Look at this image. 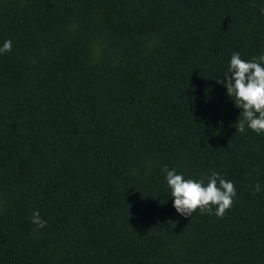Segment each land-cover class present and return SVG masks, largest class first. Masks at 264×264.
I'll list each match as a JSON object with an SVG mask.
<instances>
[{
	"label": "trees",
	"instance_id": "16d2710c",
	"mask_svg": "<svg viewBox=\"0 0 264 264\" xmlns=\"http://www.w3.org/2000/svg\"><path fill=\"white\" fill-rule=\"evenodd\" d=\"M261 8L0 0V264H264V133L218 82L264 52ZM165 165L219 172L231 207L178 213Z\"/></svg>",
	"mask_w": 264,
	"mask_h": 264
},
{
	"label": "clouds",
	"instance_id": "9594fccd",
	"mask_svg": "<svg viewBox=\"0 0 264 264\" xmlns=\"http://www.w3.org/2000/svg\"><path fill=\"white\" fill-rule=\"evenodd\" d=\"M264 13V8L260 9ZM12 41L5 39L0 43V55L11 51ZM226 95L232 99L234 106L240 109L236 130L244 132L246 128L257 134L264 133V52L245 60L239 52H233L224 71L221 81ZM237 121V120H236ZM165 180L173 197L175 210L185 216L197 208L216 216H223L230 208L236 196V188L231 180L225 179L219 172L210 171L198 179L185 178L184 173L175 168L164 166ZM206 181V182H205ZM254 191L260 192L261 185L257 182ZM213 206L215 208L213 209ZM36 228L44 227V221L39 210H34L31 216Z\"/></svg>",
	"mask_w": 264,
	"mask_h": 264
}]
</instances>
